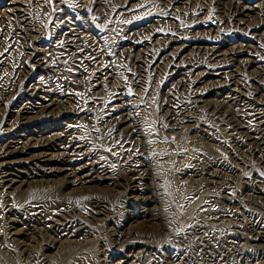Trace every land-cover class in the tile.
<instances>
[{
	"label": "rangeland",
	"instance_id": "1",
	"mask_svg": "<svg viewBox=\"0 0 264 264\" xmlns=\"http://www.w3.org/2000/svg\"><path fill=\"white\" fill-rule=\"evenodd\" d=\"M99 2L0 0V150L17 140L48 143L40 149L45 158L64 163L0 158V241L10 250L0 247V264H34L43 248L37 226L46 219L79 227L61 238L69 243L44 250L46 264H264V148L250 153L245 132L228 129L215 110L241 112L253 126L264 120L241 101L264 106V88L250 94L248 85L264 84V0ZM193 43L217 53L195 55ZM158 46L155 60H142ZM230 71L236 82L229 89H211ZM188 84L216 93L194 102L195 121L176 126L162 108L183 98ZM41 100L51 105L27 109ZM118 109L141 135L126 123L111 136L116 120L109 117ZM141 148L144 172L112 183L119 152ZM7 161L24 185L5 181ZM209 161L218 162L215 176L182 173ZM51 167L96 180L69 183L71 169ZM37 185L45 202L29 206L26 190Z\"/></svg>",
	"mask_w": 264,
	"mask_h": 264
},
{
	"label": "bare ground",
	"instance_id": "2",
	"mask_svg": "<svg viewBox=\"0 0 264 264\" xmlns=\"http://www.w3.org/2000/svg\"><path fill=\"white\" fill-rule=\"evenodd\" d=\"M99 3L104 4V0H100ZM4 28H5V25L2 26V28H0V35L2 34L1 32H2V29H4ZM27 29L31 30V31L33 30L32 28H28V27H27ZM22 31H24V30L22 29ZM26 39L30 42L31 40L36 39V37L34 35H31V34H26ZM200 44H203V43H193L190 45V47L193 50H196L195 55L200 54V57L212 59V57L215 56V54L217 53L218 47H216V46L206 47L205 45H200ZM28 45H30V44L28 43ZM159 49H160V47L158 46L155 49H151L149 52H145L144 55L142 56V60L143 61H150V62L155 60L158 53H159L158 52ZM241 52H242V50L235 51L232 53V56L237 55ZM3 53L4 52L2 51V49H0V57L2 55H4ZM81 53H83V51ZM96 53L97 52H95V54ZM84 54H86V53H84ZM92 58H94V56ZM136 60L140 61L138 59H136ZM94 67H95L94 73L105 74L104 70L102 71V68L96 67V66H94ZM135 68H136V66H135ZM226 74H227V77L225 78V81L221 82L218 86H215L214 88L212 87L211 89H217V90L222 91V88H224L226 86L228 87L229 85H233L234 82H236L235 73L230 71V72H227ZM138 77H139V73H137L136 71L132 73V77H131L132 81L137 79ZM248 85L251 86L250 89L252 88L251 91H249L250 94H254L257 91L262 90L264 88L263 83L258 82V81L253 80V79H251V83L249 80ZM227 89H229V87ZM9 91H10V86L2 87V90H1L2 94L9 93ZM215 91L216 90H212V91L210 90L209 92L215 94L216 93ZM209 92L205 91L204 93L203 92L198 93L194 90V87L192 85H189V84L186 85V88L184 89V92L182 93L183 98H186L185 100L183 98H181V99H178L176 102H173L175 99L174 100L170 99V102L168 103L166 101L167 103L162 108V111H163L164 115L166 116L167 121L173 122V124L176 126H178L180 123L195 121V119H194L195 116L193 117L190 114L191 107L193 106L194 102L201 101L204 94L207 95V93H209ZM111 93H113V92L111 91L110 94ZM1 100H2V98H0V101ZM241 101H242V105L246 109L251 107L250 110H252L254 112V114H250L252 117L255 114H257L259 116H263L264 106H261V104H258V103H250L249 100H247V101L241 100ZM35 103H39V104H37V106H36L33 103L32 105L27 106V109L34 110V108H38L39 106L41 108H44V107L51 105L50 102H49L50 104H45L43 102V100H41L40 102L35 101ZM214 108H215V106H214ZM215 110H216V113H218V112L219 113H225L223 120H224V123L226 125H228L227 126L228 129H231L232 131H235V132H239V131L245 132L246 140H247V142L245 144L247 145V150L250 153L258 154L260 149L264 148V131H262V128H264V120L262 121V124L260 125L261 127L263 126L261 128L260 126L250 125V123H248L246 120H244L242 118L241 112H238V111L232 112V111H228V110L223 111L222 107H218ZM109 118H113L116 120V126H115V129L111 132V136L118 134V132L120 130V126L123 124H126V123H127L126 125L129 126L128 127L129 133L141 135L140 133L136 132V130H137L136 124L132 121V118H130L129 112H123V111H121V109H118L116 116H114V114L112 113V115ZM203 137L209 138L207 136H203ZM67 143H71L70 139H67ZM49 145L50 144L43 143V142L32 143L30 141H24L23 142L22 140H17V144H14V146H12L11 149L0 150V158L6 159V158L17 156V155H24V156H28V157H26V159L30 162L48 163V161H56L57 163H62L61 158H49V159L45 158L47 156V154L44 153L43 151H41L40 149L47 148ZM69 150L74 151L73 148L72 149L70 148ZM144 152L145 151L142 148L140 149V152H139V149L137 151H129L126 149L121 150V152H119V154L117 156V160H116L117 171L120 174L117 177H115V179H113V181H111V182L115 183L119 180V178L127 180L132 176L134 178L135 177L138 178L139 175L144 172L146 165H147L145 161L139 160L140 156L144 155ZM209 162L211 165L208 166L207 165L208 162H206V163L203 162V164L205 163L204 165L203 164L198 165L194 170L191 169V167H185L182 170V173L185 174L186 172L192 171V172H196L198 174L200 173V174L215 176L216 171H217L215 169H217L216 167L218 166V162H216V161H209ZM52 163H54V162H52ZM7 164H8V161L6 162V164H4V166L2 168V172L4 173L3 177L6 178L5 181L11 182V183H18L17 181H19V183L21 182L20 183L21 185L22 184L24 185L25 182L23 180L20 181L19 180L20 177L17 176L18 174L16 175V174L12 173L10 171V167L7 166ZM62 164H64V163H62ZM100 164H102V163H100ZM102 166H104V165H101V167ZM208 167H211V168H208ZM212 167H214L215 169H213ZM62 169L63 170L64 169H71L70 173H68V176L70 178H73V180L71 179L72 181H68L69 183H72L74 181L76 182V179L80 178V177L84 183L93 182L94 180H96L95 176L89 172L84 173L82 176H77L78 171L74 172L72 170V167H69V168L59 167L56 169L51 167V170L49 171V173L53 172L54 170L61 171ZM104 169L105 168H102V170H104ZM210 170H211V172H210ZM213 183H215V181ZM40 187H42V186H40ZM218 188L224 189L225 186L219 185ZM26 191H28V194L26 195L27 198L23 199V200L29 206L41 207L42 205L39 204L38 202H45L42 199V196H43V195H41L42 193L39 192L38 185L28 187V189ZM37 213H41V212L38 211ZM39 219H40L39 217H37V218L34 217L33 221L36 222ZM46 220H49V219H46ZM46 220L41 221L42 222L41 225L37 226V227H39L38 229L41 230V234L43 237V248H40L38 253L35 254L36 256L34 258H32L33 259L32 261L34 262V264H46L47 260H46L44 250L45 249L47 250L48 248H54L56 245H62V243L63 244L67 243V242L69 243L70 242L69 240L64 241V240H61V238L67 239V238L73 236L74 233L76 232V230L79 228V227L76 228L75 224L70 220H66L64 223L58 224V225L62 226L61 229L58 228V226H56V225H50L48 222H46ZM23 224L26 225V227L32 226V223L30 221H27V222L24 221ZM254 226H256V225H254ZM72 228H74V230ZM47 233L48 234L56 233V234H54L56 236V239L53 237L52 238H47V237L45 238L44 236ZM115 235H116V237H118L119 233H116ZM44 243H45V246H44ZM0 247L3 251V253H6V254L10 253V250L2 243V241H0ZM63 248L67 249L68 244H67V246H64ZM154 264H159V263H154Z\"/></svg>",
	"mask_w": 264,
	"mask_h": 264
}]
</instances>
